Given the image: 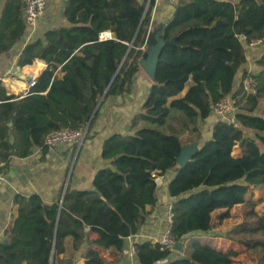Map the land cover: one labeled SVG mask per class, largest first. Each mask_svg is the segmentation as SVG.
I'll return each instance as SVG.
<instances>
[{
    "label": "trees",
    "instance_id": "trees-1",
    "mask_svg": "<svg viewBox=\"0 0 264 264\" xmlns=\"http://www.w3.org/2000/svg\"><path fill=\"white\" fill-rule=\"evenodd\" d=\"M24 1L0 0V54L10 51L27 31ZM155 4L156 0H66L67 25L38 35L18 56L20 68L36 59L47 64L35 84L16 95L9 94L0 80V164L5 167L13 157L27 158L34 148L46 153L45 139L53 131L85 130L90 124L88 138L100 100L103 106L113 97L124 99L134 92L139 62L153 42ZM105 31L113 38L101 41ZM161 37L153 84L142 113L132 120L134 129L140 123L152 126L105 140L101 156L111 161V167L98 170L90 190L75 189L69 182L59 220L60 199L46 210L40 195H17L18 217L8 240L0 242V264H52V259L53 264H76L60 258L67 238L85 256V264H108L102 250L123 255L125 240L146 222L147 206L158 202L157 180L171 173L168 192L173 199L171 229L176 244L211 230L216 207L199 202L195 197L199 188L230 189L223 196L236 194L237 204L246 203L253 187L264 189V116H260L264 69L252 75L258 81L257 94H244L242 83L234 91L247 63L245 46L261 40L264 48V0H189L176 7ZM39 60L25 70L40 72ZM258 65L264 68V54ZM5 82L11 92L24 91V83L18 92L12 84L18 81ZM187 86L183 98L171 101ZM222 98H237L242 128L218 122L211 138L186 166L179 167L184 137L199 132V121L207 119ZM247 130L256 134L247 136ZM237 147L241 157L233 155ZM224 204L220 207L228 210L234 206ZM229 217L226 213L220 219ZM259 230L264 231V220ZM193 249L191 256L178 254L167 264H232L235 256L197 241ZM134 251L139 264H157L175 253L151 242L136 244Z\"/></svg>",
    "mask_w": 264,
    "mask_h": 264
},
{
    "label": "crops",
    "instance_id": "crops-1",
    "mask_svg": "<svg viewBox=\"0 0 264 264\" xmlns=\"http://www.w3.org/2000/svg\"><path fill=\"white\" fill-rule=\"evenodd\" d=\"M47 1V8L39 20L37 28L32 30L27 27V31L21 40L10 51L0 54V80L5 87L7 86L6 79L24 83V91L19 95L25 94L29 90V85L22 79L21 75L25 74L36 80L47 67L44 61L36 59L39 60L36 64H39V62L44 63V67L40 69L41 71L36 72L37 76H32L31 72H29L30 75L25 72L27 67L33 65L21 68V72H17L16 68L19 67L17 65L18 56L25 45L38 35H42L56 26L67 25L63 19L66 0ZM222 1L238 3L241 0ZM184 2H189V0H156L152 13V23L155 22L151 29L153 42L148 47L146 54L149 53L150 48H154L162 41L163 28L172 20L176 7ZM156 27H159L158 33H156ZM245 51L247 63L242 67L236 78L235 92H238L241 88L242 77L245 73L257 75L264 69L258 65V61L261 60L264 54L262 44L256 46L246 45ZM16 74L18 76L14 77ZM153 79L141 66V71L135 79L134 92L124 99L113 97L107 104L103 106L100 104L93 129L88 138L85 137L82 143L59 146L53 154L45 153L40 148H34L32 154L27 158L13 157L8 166L4 167V163L0 164V167H4L0 171V242L8 240V232L18 217V205L14 203L17 195L30 196L38 194L43 198L45 204L52 206L59 199L61 202L64 188L68 186L70 181L75 189L90 190L93 188L92 182L98 170L111 167V161L104 160L101 156L105 140L116 133L132 135L135 133L134 130L143 127L144 124L140 123L134 129L132 120L136 115L142 113V106L147 99ZM21 88L23 86L19 89ZM188 88L189 86L178 96L172 98L171 101L183 98ZM8 93L12 94L9 91ZM16 95L18 94L16 93ZM240 106H243V104ZM239 108L241 107L238 106L240 112ZM263 112L264 106L260 111V116H264ZM217 123L218 118L213 112L207 119L200 120L198 123L199 132L188 133L184 137V146L193 144L195 145V151H197L204 142L211 138L213 127ZM245 134L252 136L256 132L247 130ZM233 155L241 157L239 147L234 150ZM173 176L174 173H171L166 178H162V184L159 185V191L157 192V204L147 206L148 216L146 222L136 235L125 240L123 255H116L108 250H102V256L109 261L108 264H139L134 246L145 242L153 243L162 238L170 225L168 211L173 204V199L169 195L168 185ZM258 189L264 192V189L253 187L249 193V203L246 201V203L239 205V208L233 207L228 210L220 206L225 201L224 191H230V189L199 188L195 195L199 202L205 206L216 207L211 214V230L207 233H200L196 237H190L183 242V252L175 251L170 259L157 264H167L178 254L191 256L194 251L193 244L196 241L219 252L235 253V256L231 258L232 264H264V231L259 230L260 222L264 220V199L252 195ZM241 209L244 210L241 212ZM226 213H229L230 217L221 220L220 217ZM92 238L96 239L97 236L92 235ZM74 245L73 239L67 238L65 240L66 252L60 255V258L76 260V264H85V256L80 255L81 253L74 249Z\"/></svg>",
    "mask_w": 264,
    "mask_h": 264
},
{
    "label": "built area",
    "instance_id": "built-area-1",
    "mask_svg": "<svg viewBox=\"0 0 264 264\" xmlns=\"http://www.w3.org/2000/svg\"><path fill=\"white\" fill-rule=\"evenodd\" d=\"M47 0H25L23 11L24 19L29 29L35 30L41 17L44 15L47 8ZM151 29V27H150ZM113 35L110 31H105L100 34L99 39L101 41L112 39ZM261 40L252 42L251 46L260 45ZM243 93L248 95H255L258 93V81L252 76L247 75L242 80ZM212 112L218 118V122L223 123L233 128H242L241 123L237 119L239 113L237 106V99H220L214 106H212ZM87 134L86 130H57L49 133L45 139L44 147L49 154H53L59 146L65 144L82 143ZM153 177H156V173H152ZM168 217L170 225L167 231L163 234L159 241L152 244L160 245L161 250H168L170 252L176 251V242L174 241L171 229L172 219V206L169 208Z\"/></svg>",
    "mask_w": 264,
    "mask_h": 264
},
{
    "label": "water",
    "instance_id": "water-1",
    "mask_svg": "<svg viewBox=\"0 0 264 264\" xmlns=\"http://www.w3.org/2000/svg\"><path fill=\"white\" fill-rule=\"evenodd\" d=\"M142 24L140 25L138 31H137V34L135 35V39L138 35V32L141 28ZM134 39V41H135ZM175 41L173 40L172 43H174ZM132 46V45H131ZM162 47H163V42H159L157 46H155L154 48H150L149 50V53L146 54L144 56V58L140 61V65L142 66V68L152 77L154 78V74H155V71H156V66H157V62H158V58H159V55H160V52L162 50ZM17 72H21V68L20 67H17L16 68ZM15 72V70H14ZM22 79L25 80L27 82V84L29 85V87L33 86L35 84V79L25 75V74H22ZM103 99V98H102ZM102 99L100 100L99 102V105L101 104L102 102ZM98 105V107H99ZM89 125H87V128H86V131L88 130L89 128ZM196 151H195V145H189V146H183L182 148V151H181V154L180 156L178 157L177 159V165L179 167H184L187 165V163L192 159V157L195 155ZM162 178L161 179H158L157 180V184L158 185H161L162 184ZM255 188H258L257 186H255ZM66 189H67V186L64 188V192H63V196H62V199H61V202H60V210H59V214H58V220L60 218V215H61V210H62V206H63V203H64V197H65V192H66ZM45 209L48 210L51 206L45 204ZM86 230H88L86 228ZM175 250L176 251H179V252H183V242H179L176 244L175 246ZM52 264H53V259H52Z\"/></svg>",
    "mask_w": 264,
    "mask_h": 264
},
{
    "label": "rangeland",
    "instance_id": "rangeland-1",
    "mask_svg": "<svg viewBox=\"0 0 264 264\" xmlns=\"http://www.w3.org/2000/svg\"><path fill=\"white\" fill-rule=\"evenodd\" d=\"M38 25V24H37ZM159 32V27H156V33H158ZM155 36V35H154ZM39 65L41 66V67H44V63L43 62H39ZM33 66H34V64H33ZM32 66V67H33ZM31 72V75L32 76H37L38 74L36 73H34L32 70L30 71ZM23 73V72H22ZM26 73H28L29 75H30V73L28 72V71H26ZM18 75L16 74L14 77H17ZM59 76H60V78H62L63 76H64V74H59ZM17 84H19L20 86H21V84H23V83H21L20 81H18V83ZM27 84V83H26ZM19 86V87H20ZM19 87H15V90H17L18 92H19ZM6 88L8 89V91L10 92V93H12V94H14L13 92H11L10 90H9V88H8V86H6ZM27 88H28V85H27V87H26V90H27ZM16 94V93H15ZM19 95V94H18ZM264 113V112H263ZM144 125L145 126H149V127H151L152 125H150V124H145L144 123ZM143 125V126H144ZM263 190H257V191H255V192H253V196H257V197H260V198H263L264 199V192H262ZM250 195L247 197V203H249L250 202ZM225 204H228V203H233V207H237V208H239V205H241V204H237V202H238V197H237V195L236 194H234V193H232V192H225ZM224 203H222V204H224ZM224 204V205H225ZM223 205V206H224ZM222 206V205H221ZM241 207V206H240ZM241 208H243V207H241ZM224 209H226V208H224ZM244 209H241V212L243 211Z\"/></svg>",
    "mask_w": 264,
    "mask_h": 264
},
{
    "label": "bare ground",
    "instance_id": "bare-ground-1",
    "mask_svg": "<svg viewBox=\"0 0 264 264\" xmlns=\"http://www.w3.org/2000/svg\"><path fill=\"white\" fill-rule=\"evenodd\" d=\"M25 72H26V70H25ZM12 84H13L15 87H16V86H17V87H19V86H20L19 84H17V83H14V82H12ZM22 86H23V85L21 84V86H20V87H22ZM20 87H19V88H20Z\"/></svg>",
    "mask_w": 264,
    "mask_h": 264
}]
</instances>
